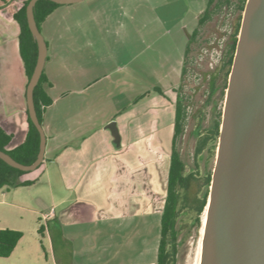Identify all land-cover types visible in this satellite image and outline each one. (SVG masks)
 <instances>
[{
    "label": "crops",
    "instance_id": "1",
    "mask_svg": "<svg viewBox=\"0 0 264 264\" xmlns=\"http://www.w3.org/2000/svg\"><path fill=\"white\" fill-rule=\"evenodd\" d=\"M25 1L0 0V126L13 134L8 149L29 130V80L14 16ZM124 1L62 4L41 24L53 98L42 123L45 158L19 177L35 183L0 187V228L23 232L0 264H158L167 191L158 196L153 167L140 157L143 149L155 151V129L149 109L137 107H173L174 128L185 53L162 62L139 98L137 34L134 44L128 34L133 2ZM164 158L169 162L158 166L168 189L171 152ZM51 208L54 216L42 225V213Z\"/></svg>",
    "mask_w": 264,
    "mask_h": 264
},
{
    "label": "rangeland",
    "instance_id": "2",
    "mask_svg": "<svg viewBox=\"0 0 264 264\" xmlns=\"http://www.w3.org/2000/svg\"><path fill=\"white\" fill-rule=\"evenodd\" d=\"M135 1L132 0L133 25L131 30L128 26V34L133 37V44L137 34L139 68L136 74L139 77L138 93L141 95L151 88L158 75L154 70L161 69L162 62L174 63L185 53L189 33L198 26L199 15L207 7L208 0H137V10ZM124 2L127 4L130 0ZM234 2L237 4L239 0ZM241 15L236 5H226L200 27L187 60L188 72L177 87V93L186 99L188 114L184 132L177 141V148L186 163V182L182 190L184 210L178 224L177 250L169 264H201L207 212L205 202L219 143L216 121L224 109L230 76L229 70L223 68L224 55ZM215 73L218 77L213 89L210 76ZM121 74H127V71L123 70ZM171 77L174 78V75ZM146 108L151 112L150 118H153L148 120V124H153L155 129L152 143L156 149L154 152H144L143 149V153H139L153 167L158 196L165 197L167 179L164 180L158 162L165 166L169 162L164 157L172 151L173 107L168 110L161 104L153 107L140 104L137 110L142 113ZM157 147L163 153L161 156ZM162 201L164 203L163 198Z\"/></svg>",
    "mask_w": 264,
    "mask_h": 264
},
{
    "label": "water",
    "instance_id": "3",
    "mask_svg": "<svg viewBox=\"0 0 264 264\" xmlns=\"http://www.w3.org/2000/svg\"><path fill=\"white\" fill-rule=\"evenodd\" d=\"M37 1L27 5L29 28L38 45L27 103L40 133V149L30 164L0 149L3 160L25 171L44 161L47 141L34 99L48 56V43L35 18ZM201 264H264V0H247L242 16L207 202Z\"/></svg>",
    "mask_w": 264,
    "mask_h": 264
},
{
    "label": "trees",
    "instance_id": "4",
    "mask_svg": "<svg viewBox=\"0 0 264 264\" xmlns=\"http://www.w3.org/2000/svg\"><path fill=\"white\" fill-rule=\"evenodd\" d=\"M29 0H26L21 8L14 14L16 20L20 24V52L23 58L28 80H30L32 73L34 71L37 56H38V45L36 40L33 38L32 32L29 28L28 18H27V5ZM247 0H239V2H234V0H208L207 7L203 11L199 18L198 26L193 30L187 43V47L184 54V66L182 69V78L188 72L187 60L189 59L190 52L192 51V45L196 41L197 36L200 32V27L207 21L213 18V16L219 13L224 6H234L243 14L245 10ZM62 4L51 0H38L35 7V18L38 26L41 29V24L44 20ZM240 16L239 23L237 24L236 30L232 35L231 42L224 55L223 68L231 72L234 55L236 52V46L238 42V35L241 27ZM220 71V70H219ZM218 73L212 74L210 76V85L214 89L216 86ZM29 83V82H28ZM51 82L47 76L45 70L40 77L39 83L34 90L35 105L38 113V117L41 123L44 121V112L46 108L52 104L53 98L48 92L46 85H50ZM159 91L162 92L161 89ZM143 96L140 95L139 98ZM185 98L178 93L175 101V124H174V134L172 142V151L170 158V168L168 174V189L165 200L164 209L162 212V234L159 246L158 264H169L171 256L176 253L177 250V238L179 235V220L183 212V194L182 190L186 182V163L183 160L180 150L177 148V141L179 137L183 134L186 121H187V104ZM222 114H219L220 118L216 121V129L219 133L220 126L222 122ZM13 138V134L7 132L3 127L0 126V149L8 152L16 160L30 164L32 163L39 152L40 149V133L36 126L32 122L29 116V130L25 140L16 146L15 148L8 149L7 146ZM117 139H119V134ZM28 171L21 170L10 164L0 157V187L8 185L11 187H18L22 185H30L35 183V180H20V175L27 173ZM209 192L206 196L207 203ZM43 226L39 228V232L43 234ZM23 235L20 230H15L11 228H0V256H9L13 249L15 248L17 242Z\"/></svg>",
    "mask_w": 264,
    "mask_h": 264
},
{
    "label": "built area",
    "instance_id": "5",
    "mask_svg": "<svg viewBox=\"0 0 264 264\" xmlns=\"http://www.w3.org/2000/svg\"><path fill=\"white\" fill-rule=\"evenodd\" d=\"M53 216H54V208H51L48 211L43 212L41 215L42 225L46 224L48 220H50V218Z\"/></svg>",
    "mask_w": 264,
    "mask_h": 264
},
{
    "label": "bare ground",
    "instance_id": "6",
    "mask_svg": "<svg viewBox=\"0 0 264 264\" xmlns=\"http://www.w3.org/2000/svg\"><path fill=\"white\" fill-rule=\"evenodd\" d=\"M204 221H205V217H204Z\"/></svg>",
    "mask_w": 264,
    "mask_h": 264
}]
</instances>
